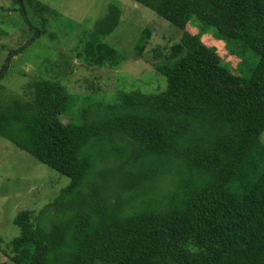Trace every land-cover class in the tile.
Instances as JSON below:
<instances>
[{
  "label": "trees",
  "instance_id": "1",
  "mask_svg": "<svg viewBox=\"0 0 264 264\" xmlns=\"http://www.w3.org/2000/svg\"><path fill=\"white\" fill-rule=\"evenodd\" d=\"M12 1L22 19L49 10ZM133 1L184 29L156 65L164 90L110 101L95 89L67 124L81 95L62 82L32 81L29 100L0 97V136L69 178L41 210L17 214L20 235L7 249L0 238V251L12 264H264V0ZM119 14L113 3L79 38L82 63L126 60L103 40ZM29 26L32 40L43 33ZM208 29L250 64L235 74L201 39Z\"/></svg>",
  "mask_w": 264,
  "mask_h": 264
},
{
  "label": "rangeland",
  "instance_id": "2",
  "mask_svg": "<svg viewBox=\"0 0 264 264\" xmlns=\"http://www.w3.org/2000/svg\"><path fill=\"white\" fill-rule=\"evenodd\" d=\"M36 1L49 10L40 14L26 13L22 19L20 12L14 11L17 5L12 0H0V72L4 64L7 65L0 73V97L4 101L16 97L29 100L31 88L28 84L34 80L44 78L62 82L72 93L81 95L72 98L69 104L73 112L61 116L67 124L76 118L83 95L90 99L99 90V93H107L105 100L114 101L122 92L149 94L165 89L166 78L156 65L172 56L173 46L180 41L184 29L133 0ZM113 3L120 9L119 25L103 40L124 54L126 60L116 68L86 65L76 55L79 38L91 34ZM29 25L43 33L32 40L35 30ZM187 28L194 35L201 31L196 23ZM200 37L208 46L217 48L222 61L235 74H239L240 66L250 64L248 59L251 57L242 62L233 53L234 47L226 39L219 38L214 29L206 30ZM143 38L145 40L141 42ZM139 44L144 46L142 51H139ZM22 45L27 47L19 54L11 55ZM68 182V177L0 136V238L4 240L3 249L20 235V229L14 223L17 214L23 210L38 212ZM0 263L12 264L3 251H0Z\"/></svg>",
  "mask_w": 264,
  "mask_h": 264
},
{
  "label": "water",
  "instance_id": "3",
  "mask_svg": "<svg viewBox=\"0 0 264 264\" xmlns=\"http://www.w3.org/2000/svg\"><path fill=\"white\" fill-rule=\"evenodd\" d=\"M22 9H23V11H24V14H25V9H24V7L22 6Z\"/></svg>",
  "mask_w": 264,
  "mask_h": 264
}]
</instances>
